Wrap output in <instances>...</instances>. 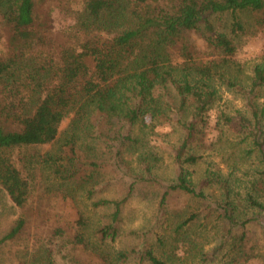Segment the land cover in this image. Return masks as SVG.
Listing matches in <instances>:
<instances>
[{
  "label": "trees",
  "instance_id": "16d2710c",
  "mask_svg": "<svg viewBox=\"0 0 264 264\" xmlns=\"http://www.w3.org/2000/svg\"><path fill=\"white\" fill-rule=\"evenodd\" d=\"M40 2L0 0V24L7 36L6 55L0 56V189L13 207L23 211L30 195L18 165H40L56 181L81 192L91 208L111 209L97 235L101 241H115L134 183L158 182L151 170L159 157L139 153L145 147L143 132L155 124H173L184 133L174 157L180 172L164 188L160 206L175 192L206 200L183 168L199 160L196 136L207 126L218 86L237 90L247 114H222L223 127L245 134L264 164V109L257 101L264 87V63L252 67L245 87L232 71L238 65L233 60L238 40L251 31L235 14H249L253 29L264 30V0H78L71 16L74 32L62 43L53 39L48 20L40 19ZM224 15L231 17L226 27ZM191 36L201 41L203 54L189 46ZM66 118L65 139L57 152L22 154L24 148L55 141ZM127 150L138 154L142 175H132ZM118 172L133 182L127 195L119 200L99 197ZM214 180L223 191L224 199L215 201L223 219L231 228H245L250 219L240 222L234 215L227 183L218 176ZM245 203L264 215V170L249 183ZM196 219L197 214H191L180 226ZM26 224L25 215L17 217L0 236V248ZM76 225L83 232L87 229L83 213H78ZM245 235L235 237L236 258L230 263L254 259L256 254L244 249ZM73 243L84 245L83 235L76 233ZM128 255L120 252L117 260L126 261ZM140 258L165 264L150 249L141 250ZM102 259L108 264L104 255ZM42 264H55L51 254Z\"/></svg>",
  "mask_w": 264,
  "mask_h": 264
},
{
  "label": "rangeland",
  "instance_id": "374dc122",
  "mask_svg": "<svg viewBox=\"0 0 264 264\" xmlns=\"http://www.w3.org/2000/svg\"><path fill=\"white\" fill-rule=\"evenodd\" d=\"M77 6L78 0H41L40 19L48 20L51 35L58 43L74 32L71 16ZM235 15L251 29L247 36L238 40V50L233 57L238 65L232 71L239 75V85L245 87L252 67L264 63V30L253 29L254 19L249 14ZM222 21L224 26L229 25L230 15H224ZM188 43L199 51V55L203 54V45L196 36H191ZM6 51L7 36L0 24V56L6 55ZM257 101L264 109V87ZM222 114L247 117L241 95L234 88L218 86V98L207 112V126L196 136L199 160L183 168L196 190L204 193L207 198L204 201L175 192L169 193L160 206L164 188L173 183L180 172L174 157L184 133L173 124H155L153 129L149 127L143 132L145 147L139 153L147 151L159 157L151 170L152 177L158 182L134 183L118 222L119 236L113 242L101 241L97 235L99 225L105 222L111 209L91 208L90 201L81 192L74 191L68 183L56 181L40 165L28 168L19 164L30 185L29 199L25 209L19 211L0 189V236L21 214L27 217V224L19 236L0 248V264H42L50 254L55 264H107L102 255L108 264H148L140 255L141 250L149 249L165 264H233L230 262L235 260V245L238 246L235 237L242 232H246L245 251L256 254L247 264H264V215H257V211L245 203L249 183L264 170V164L260 163L259 154L252 150L251 141L245 134L223 127ZM69 120L62 121L55 141L24 148L22 154L43 156L57 152L64 142ZM137 155L125 151V159L135 171L132 175H142ZM116 174L99 197L119 200L127 195L133 182L120 172ZM216 176L227 183L229 201L236 205L234 215L237 219L240 222L250 219L245 228H231L223 219L222 210L215 203L224 199L219 182L214 180ZM78 213H83L88 222L84 232L76 225ZM194 213L197 219L181 227V223ZM252 218L261 221H252ZM76 233L83 235L84 245L73 243ZM120 252L129 253L126 261L117 260Z\"/></svg>",
  "mask_w": 264,
  "mask_h": 264
}]
</instances>
